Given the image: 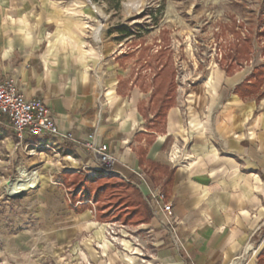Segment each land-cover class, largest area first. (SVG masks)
<instances>
[{"label":"rangeland","instance_id":"obj_1","mask_svg":"<svg viewBox=\"0 0 264 264\" xmlns=\"http://www.w3.org/2000/svg\"><path fill=\"white\" fill-rule=\"evenodd\" d=\"M233 26L239 35L232 34ZM262 30L264 0H0V48L8 45L2 54L14 49L9 60L0 61V79L12 77L8 67L25 63L23 47L34 53L32 66L51 58L65 70L63 80L72 86L83 81L84 116L104 118L117 95L137 106L143 118L135 137L141 143L138 156L141 149L148 155L157 135L166 132L172 109L187 117L203 107L218 109L234 94L255 101L257 113L264 111V83L252 96L235 93L255 68L264 70ZM242 48L247 53L241 58ZM228 69L235 73L230 76ZM239 72L229 84L226 78ZM211 74L220 82L208 93ZM167 150L165 162L172 169L178 162ZM63 157L30 155L17 146L10 124L0 123V264H157L156 229L119 216L139 212L142 200L163 191L162 184L142 169L153 182L145 193L135 173L97 178ZM30 171L39 178L17 183ZM128 185L124 194L135 206L123 202L114 211L112 192L123 193ZM7 187L20 196H8Z\"/></svg>","mask_w":264,"mask_h":264},{"label":"crops","instance_id":"obj_2","mask_svg":"<svg viewBox=\"0 0 264 264\" xmlns=\"http://www.w3.org/2000/svg\"><path fill=\"white\" fill-rule=\"evenodd\" d=\"M5 47L0 48V61L13 54V48L2 54ZM21 53L25 63L4 67L21 91L44 98L63 132L73 131L79 139L96 132L117 158L112 172L126 178L139 175L142 191L148 193L153 182L139 165L141 143L135 137L143 118L137 106L117 95L104 118L84 116L83 81L72 86L51 58L32 66L28 61L33 51L23 47ZM257 107L255 101L232 94L218 109L203 107L187 117L178 108L170 111L166 132L157 135L147 155L164 162L167 148L179 155L168 191L171 211L153 212V220L145 224L156 229L157 264H258L264 249V111L257 113ZM202 121L206 129L201 133ZM83 148L67 142L62 154L78 166L90 156ZM92 165L99 166L96 158ZM168 219L177 228V239L162 226ZM249 244L261 246L254 257L247 251Z\"/></svg>","mask_w":264,"mask_h":264},{"label":"built area","instance_id":"obj_3","mask_svg":"<svg viewBox=\"0 0 264 264\" xmlns=\"http://www.w3.org/2000/svg\"><path fill=\"white\" fill-rule=\"evenodd\" d=\"M10 124L17 146L24 147L30 155L37 153L52 154L54 157L63 156L62 150L67 142L83 146L89 153V159L78 165L77 171L85 174L92 173L99 177L111 175L112 167L117 158L110 151L109 145L97 139L96 132L90 133L86 139H79L73 131L63 132L57 122L50 105L41 97H27L20 89L15 79H0V123ZM172 151H170L171 153ZM169 157L172 162L173 153ZM69 156V155H68ZM64 158V157H63ZM96 158L99 166L93 167L92 161ZM71 160V158H70ZM59 161H61L59 159ZM74 166H68L67 171ZM115 174V173H114ZM148 203L153 212L169 213L172 205L166 202L161 188L151 191ZM163 227H169L174 238L177 239V228L173 221L163 222Z\"/></svg>","mask_w":264,"mask_h":264},{"label":"trees","instance_id":"obj_4","mask_svg":"<svg viewBox=\"0 0 264 264\" xmlns=\"http://www.w3.org/2000/svg\"><path fill=\"white\" fill-rule=\"evenodd\" d=\"M121 31H126V29L122 28ZM239 33L240 32L235 30V26H233L232 27V34L239 35ZM260 35H264L263 30L260 31ZM236 45L237 44H234V46H236ZM230 46H233V45L230 44ZM157 53H159V51ZM246 53H247L246 49H244V48L240 49L239 57H241V58L245 57ZM227 71H228V74L230 76L235 73V71H233V70L228 69ZM263 83H264V70L262 68H255L254 72L251 75V78L247 82H243V83L239 84L236 87L235 93L239 94L241 97L252 96V95L258 93V90L260 89V87ZM146 155H147V150L141 149L139 152V165H140V167L144 171H146V174L151 179L156 180L157 184H160L161 181L164 179V182L162 183L163 192L165 194V197L168 198V190H169V187L172 185L173 180H174V171L170 168V164H168V163H166L160 159H157V158L155 160L146 159ZM146 165H149L150 167H152L154 171H158V176H155L154 173H152L150 170H148ZM129 188H130L129 185L126 186V191L124 190L123 193L118 192L115 194L114 192H112L113 193L112 197L117 199V202L114 206V208H115L114 211H116L117 206L123 202L125 203V206H126V202L129 203V204H127V206L128 205L135 206L134 201H132V198L128 197V195L127 196L125 195ZM137 191L139 192L138 189H137ZM139 196L141 199L143 198L141 192H139ZM109 206H111V204ZM139 209H140L139 212H135V211L121 212V215L119 217L122 218L124 223H127V224L137 225V224H141V223H144V224L150 223L154 218V214H153V209L151 208L149 203L146 200H142ZM258 264H264V249L258 255Z\"/></svg>","mask_w":264,"mask_h":264},{"label":"bare ground","instance_id":"obj_5","mask_svg":"<svg viewBox=\"0 0 264 264\" xmlns=\"http://www.w3.org/2000/svg\"><path fill=\"white\" fill-rule=\"evenodd\" d=\"M100 35H101V27H97L94 31V36L96 38V40H100ZM242 74V72H239L238 74H236L235 76L233 77H228L226 78L229 82V84H234L240 77V75ZM220 82L219 78L215 79L214 78V74H211V75H208L207 79H206V82H205V88H206V91L211 92L212 89H216V85ZM201 126V133L203 132V130L206 129V126L204 123H201L200 124ZM199 129V128H198ZM193 134H197L196 131H194V129H192L191 131ZM179 152V150H178ZM176 154V153H175ZM176 158L178 157V155L176 154L175 156ZM39 178V176L36 175V173L30 171L29 173H27L26 175L24 174H21L20 176L17 177V183H20V182H32V181H35ZM122 245H124L126 248H124L125 250H128L132 247V244L129 240L127 239H123L122 240ZM260 244L258 247H255L253 246L252 244H249L247 246V250L249 252H251L252 256L254 257L259 249H260ZM127 257H128V261H132L133 260V257L130 256L129 254H127Z\"/></svg>","mask_w":264,"mask_h":264},{"label":"water","instance_id":"obj_6","mask_svg":"<svg viewBox=\"0 0 264 264\" xmlns=\"http://www.w3.org/2000/svg\"><path fill=\"white\" fill-rule=\"evenodd\" d=\"M6 192H7V195L10 196V197L20 196V195L13 194V192H12L10 187H7Z\"/></svg>","mask_w":264,"mask_h":264}]
</instances>
